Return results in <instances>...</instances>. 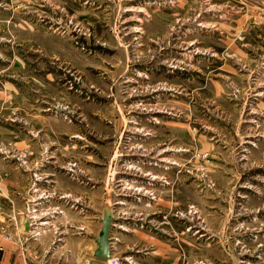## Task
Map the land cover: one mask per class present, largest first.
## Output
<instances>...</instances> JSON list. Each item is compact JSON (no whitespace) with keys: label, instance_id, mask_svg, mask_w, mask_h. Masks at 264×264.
<instances>
[{"label":"rangeland","instance_id":"1","mask_svg":"<svg viewBox=\"0 0 264 264\" xmlns=\"http://www.w3.org/2000/svg\"><path fill=\"white\" fill-rule=\"evenodd\" d=\"M64 191L126 245L264 264V0H0V236L47 244Z\"/></svg>","mask_w":264,"mask_h":264},{"label":"crops","instance_id":"2","mask_svg":"<svg viewBox=\"0 0 264 264\" xmlns=\"http://www.w3.org/2000/svg\"><path fill=\"white\" fill-rule=\"evenodd\" d=\"M35 192H38V190H35ZM62 195L53 200L55 203L57 201L56 204L58 205L56 207L59 206L64 212H59L62 215L54 217L53 221L55 222H49L51 223L49 225L51 229L49 230L50 236L47 244L44 243L45 240L40 234L41 230L37 228L38 224L33 227L34 224L28 222V229H24L23 221L26 218L22 217L19 219L18 247L13 242L6 241L0 236V264L97 263L92 258V253L96 248L95 240L99 234L100 219L105 203L101 207V214L94 216L90 221L87 212L84 210L86 209L85 206L74 204L72 200L67 199L68 194L65 191ZM39 197L34 198L36 205L40 204ZM45 197L50 198L48 195ZM60 198L63 201H58ZM112 214L115 221H117L118 217H115L113 208ZM73 217L76 218V223L72 222ZM41 222L39 225L49 224L47 220ZM57 227L58 229H56ZM119 227V224L114 222L109 234L112 242L110 243V257L120 258V255L125 253L124 249H127V255L122 256L123 259L120 258L119 264H198L194 261L192 263L186 261L178 238L169 240L153 237L135 227L130 229L131 234H129L134 238L133 240L130 239L126 245L125 241L116 239L115 231ZM38 231L39 233H37Z\"/></svg>","mask_w":264,"mask_h":264},{"label":"water","instance_id":"3","mask_svg":"<svg viewBox=\"0 0 264 264\" xmlns=\"http://www.w3.org/2000/svg\"><path fill=\"white\" fill-rule=\"evenodd\" d=\"M115 218L113 217L112 211L108 207H104L102 216L100 219L99 234L96 237L95 245L96 248L92 253V258L97 262H102L110 259V230L112 228ZM24 229H28L27 222L23 221ZM95 264V263H92Z\"/></svg>","mask_w":264,"mask_h":264},{"label":"built area","instance_id":"4","mask_svg":"<svg viewBox=\"0 0 264 264\" xmlns=\"http://www.w3.org/2000/svg\"><path fill=\"white\" fill-rule=\"evenodd\" d=\"M95 264H119V259L116 257H110L109 260L97 262Z\"/></svg>","mask_w":264,"mask_h":264}]
</instances>
